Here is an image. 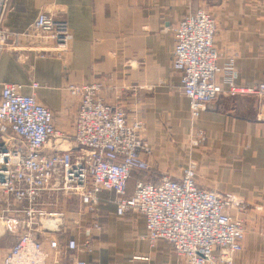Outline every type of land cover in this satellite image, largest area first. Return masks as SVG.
<instances>
[{
    "label": "crops",
    "instance_id": "1",
    "mask_svg": "<svg viewBox=\"0 0 264 264\" xmlns=\"http://www.w3.org/2000/svg\"><path fill=\"white\" fill-rule=\"evenodd\" d=\"M4 27L19 34L17 51L0 54V98L6 83L22 84L54 115L68 135L79 110L69 84L98 87L99 97L144 123L142 138L150 147L147 171L133 170L127 196L137 181L160 183L180 179L189 159L197 162V183L222 196H234L264 211V96H223L192 123L190 102L181 75L173 67L174 31L188 13L205 9L217 22V65L223 68L236 55V84L264 82V0H11ZM41 12L67 21L72 40L61 49L41 44L25 34ZM40 46L46 52L35 47ZM220 73L217 81L223 83ZM35 81L38 88L30 84ZM194 127L205 134L192 147ZM117 194L103 191L89 213L78 198L67 213L71 237L90 248L80 254L88 264H186L170 244H151L145 220L135 212L118 217ZM66 207V206H65ZM261 213V212H260ZM264 212L247 214L243 251L234 264H264ZM235 215V214H234ZM92 223L100 231H86ZM84 230H78V227ZM79 233V234H78ZM3 252L0 248V261Z\"/></svg>",
    "mask_w": 264,
    "mask_h": 264
},
{
    "label": "built area",
    "instance_id": "2",
    "mask_svg": "<svg viewBox=\"0 0 264 264\" xmlns=\"http://www.w3.org/2000/svg\"><path fill=\"white\" fill-rule=\"evenodd\" d=\"M11 11V0H0V54L17 51L22 37L4 27ZM216 31L213 13L205 9L188 13L174 31L173 67L181 75L193 124L223 96H264V82L251 87L236 84V55L218 67ZM25 36L56 49L72 40L67 21L50 12H41ZM40 46L35 49L46 52ZM220 73L223 83L217 81ZM24 88L6 83L0 98V229L13 233L16 242L1 249L0 264H88L80 258L89 251L88 242L80 244L71 237L67 213L46 200L78 198L92 213L103 191L117 194L118 217L135 212L145 220L143 239L167 242L186 264H234L244 249L245 225L231 212L243 203L201 188L197 162L189 159L178 180L165 176L160 183L137 181L128 197L132 171L150 169L144 123L106 104L98 87L72 83L66 91L80 104L73 134L68 135L56 127L53 113L34 94H23ZM30 88L36 90L38 83L33 81ZM194 131L190 144L198 147L205 134L195 127ZM91 229L100 231L101 226L92 223L85 232Z\"/></svg>",
    "mask_w": 264,
    "mask_h": 264
},
{
    "label": "rangeland",
    "instance_id": "3",
    "mask_svg": "<svg viewBox=\"0 0 264 264\" xmlns=\"http://www.w3.org/2000/svg\"><path fill=\"white\" fill-rule=\"evenodd\" d=\"M64 198L65 197H62V196H55L51 199H47L46 201L50 202L51 204L58 205L59 208H65L66 210H68V213H74V211L77 209L76 202L69 203L68 201H65ZM263 212L264 211L261 206L253 205L250 207L249 205L245 204L243 201L242 207L240 209L238 208L233 209L231 213L233 215L235 214L234 216L236 218L242 220L246 228V226L248 225L247 214L249 215L254 214V213L262 214ZM3 232H5V235L0 240V248L5 250V249H8L14 246L16 242H15V237H14L15 235L13 236V233L11 234V232L5 231V229L2 226V228L0 229V234H3Z\"/></svg>",
    "mask_w": 264,
    "mask_h": 264
}]
</instances>
